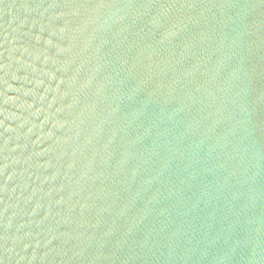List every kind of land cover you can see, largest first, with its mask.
<instances>
[{
  "label": "water",
  "instance_id": "95a60500",
  "mask_svg": "<svg viewBox=\"0 0 264 264\" xmlns=\"http://www.w3.org/2000/svg\"><path fill=\"white\" fill-rule=\"evenodd\" d=\"M0 264H264V0H0Z\"/></svg>",
  "mask_w": 264,
  "mask_h": 264
}]
</instances>
